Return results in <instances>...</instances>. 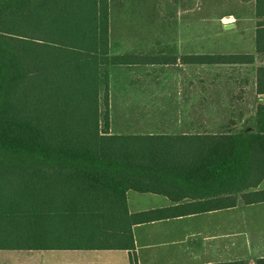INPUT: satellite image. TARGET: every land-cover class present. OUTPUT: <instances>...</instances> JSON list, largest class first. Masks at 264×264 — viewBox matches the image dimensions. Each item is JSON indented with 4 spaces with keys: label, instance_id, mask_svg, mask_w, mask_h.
Returning <instances> with one entry per match:
<instances>
[{
    "label": "trees",
    "instance_id": "1",
    "mask_svg": "<svg viewBox=\"0 0 264 264\" xmlns=\"http://www.w3.org/2000/svg\"><path fill=\"white\" fill-rule=\"evenodd\" d=\"M109 4L0 0V248L131 249L130 190L184 196L181 184L224 200H264V190H252L264 177V104L252 132L110 133L107 67L125 58L110 55ZM257 15L264 54V0Z\"/></svg>",
    "mask_w": 264,
    "mask_h": 264
},
{
    "label": "crops",
    "instance_id": "2",
    "mask_svg": "<svg viewBox=\"0 0 264 264\" xmlns=\"http://www.w3.org/2000/svg\"><path fill=\"white\" fill-rule=\"evenodd\" d=\"M109 2L110 55L125 58V63L107 67L110 133L218 134L256 130L258 108L264 104V92L258 89L264 54L257 50V0H158L165 21L189 22L192 27L201 20L212 24L222 36L228 35V40L222 39L221 48L207 47L204 52L196 48L194 30L188 34L189 39L194 40V46L190 45L188 51L166 44L165 32L158 33L164 41L156 50L145 47V42L123 41L126 38L123 31L114 38L112 0ZM123 3L124 0H120L118 6ZM131 37L145 38V34ZM198 54H231L253 56V59L204 64L181 60L184 55ZM201 66L206 70L205 96L199 99L197 73ZM169 68L193 71L194 77L167 80L165 72ZM153 70L163 76L145 79V72ZM113 71H132L139 77L113 80ZM178 87H189L188 94L184 89L177 90ZM203 111L206 125H214L216 130L197 129L199 113ZM248 112L256 115L251 131L244 126L235 131L219 130L228 125L230 119L234 120L233 125L243 124ZM219 118L222 121H218ZM166 125L178 129H168ZM183 188L180 184L184 196L128 191V209L136 218L132 225L134 247L131 249L0 248V264H264V200L245 202L242 194H238L235 201L228 197L224 200V195ZM252 190H264V177Z\"/></svg>",
    "mask_w": 264,
    "mask_h": 264
},
{
    "label": "rangeland",
    "instance_id": "3",
    "mask_svg": "<svg viewBox=\"0 0 264 264\" xmlns=\"http://www.w3.org/2000/svg\"><path fill=\"white\" fill-rule=\"evenodd\" d=\"M120 0H112V35L114 38L121 36V31L126 35V38L123 39L125 42H145V47H149L151 50H156L161 46L163 39L159 38L158 33L166 34L165 41L166 44H170L173 48L179 49L182 48V51H188L191 49L190 45L193 47L194 40L189 39L190 30L197 32L196 48L199 52H204L207 47L218 46L222 47V39L228 40V35L222 36L218 30L212 26V24H207L204 21L199 20L196 24L193 23L190 27L189 22L184 21H165L166 17L163 16L161 6L158 5V0H124L122 6L119 5ZM163 9V8H162ZM202 11H199L200 14ZM167 14H169L167 12ZM123 18H125L123 20ZM133 34H145V38H132ZM192 41V44H191ZM178 52V51H177ZM113 80L118 78H130L136 79L139 77V74L123 72H111ZM141 74V73H140ZM193 71L183 69L179 71L175 68H169L166 70L165 75L167 80H183L185 78H193ZM198 80L200 85L199 87V99L205 96V78L206 70L205 66L199 67L198 70ZM163 75H159L156 70L145 72V79H157L161 78ZM243 81V80H242ZM171 89H174L171 87ZM184 89L187 91L189 87L182 88L178 87L177 90ZM240 93V92H239ZM238 93V94H239ZM103 100V99H102ZM114 105V104H113ZM200 105V104H199ZM204 106V103H203ZM102 116L104 114V106L102 104ZM250 110V108H248ZM252 110V109H251ZM248 118L243 124L233 125L232 119L229 120L228 125H223L219 130H238L242 129L241 126H244V129H254L256 123V115L249 113ZM199 125L197 129L199 131L205 130H216L217 128L214 125H206V115L204 111L199 113ZM227 120V118H226ZM218 121H222L219 118ZM166 128L176 130L177 127H168Z\"/></svg>",
    "mask_w": 264,
    "mask_h": 264
}]
</instances>
